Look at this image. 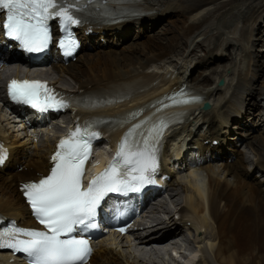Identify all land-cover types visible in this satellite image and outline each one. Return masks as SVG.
Wrapping results in <instances>:
<instances>
[{"label": "bare ground", "instance_id": "1", "mask_svg": "<svg viewBox=\"0 0 264 264\" xmlns=\"http://www.w3.org/2000/svg\"><path fill=\"white\" fill-rule=\"evenodd\" d=\"M144 4V10L151 11L149 15L104 28V32L109 30L108 34H122L124 36L120 38L124 39L130 34L132 23L140 27L149 20L145 28H152L153 15H169L170 20L165 21L168 27L161 30L163 36L149 37L139 44L129 42L131 45L128 44L123 52L114 48L106 50L98 44L100 52L96 56L84 45L81 49L84 52L83 66L70 62L57 69L70 74L74 86L95 96H121L147 85L143 92L130 95L135 102L157 92L161 86L159 83L164 73L154 75L148 70L158 72L171 68L176 71L173 82L184 81L213 102L208 110H201L198 106L189 109L184 123L174 134L176 148L169 162L176 178L185 176L180 187L184 194L183 218L192 221L196 232L199 230L209 235L206 238L189 235L186 228L173 222L172 216L163 220L155 215L141 230L133 233L138 239L134 254L101 246L91 257L90 264H142L143 260L148 263L149 256L151 258L154 253H158L161 259L162 255L168 254L170 242L184 248L201 247L204 240L208 241L213 257H207L202 264H264V186L254 180L251 172H247L249 168L244 166V157L237 149L238 145L249 146L256 158L252 164L260 178H264V121L257 125L250 118L251 108L260 105L257 112L264 109V100L263 103L256 102L257 98L251 97L255 93L252 87H260L258 79L264 80V40L258 37L264 28V0H144ZM218 52H226L227 58L218 57ZM2 61L0 57V63ZM10 64L14 63L3 65L0 81L10 72H19L18 66L7 71L6 68L13 67ZM188 64L194 67L193 71L188 70ZM228 71L233 81L229 82L227 90L210 88L215 78L227 75ZM154 78L159 80L151 85ZM169 81L171 79L168 78L163 83ZM261 89L263 92L256 95L264 93V84ZM1 96L0 84V100H3ZM109 111L111 109L102 108L95 113ZM190 116L193 118L191 121ZM14 123L19 124L17 120L0 117V133L12 149L9 160L0 168V214L19 217L25 220L20 223L30 225V214L17 186L20 181L35 179L38 173L46 171L45 154L51 144L47 138L42 152L27 155L25 137L10 130ZM206 139H218L220 142L218 145L205 144ZM99 156L103 158L104 154ZM176 178L167 190L169 198L157 205L165 214L171 213L167 207L173 197L175 206L181 204L180 190L174 189L179 184ZM161 197L162 194H158L152 201L149 199L144 210ZM177 197L179 199L176 200ZM113 207V201L107 198L100 208L102 227L113 224ZM182 221L184 223L186 219ZM110 239L112 245H118L114 244V238ZM152 245L154 247L148 248ZM127 246L130 248L132 245ZM180 256L183 259L177 260L180 264H191L190 254L181 252ZM0 264L15 263L0 253Z\"/></svg>", "mask_w": 264, "mask_h": 264}, {"label": "snow or ice", "instance_id": "2", "mask_svg": "<svg viewBox=\"0 0 264 264\" xmlns=\"http://www.w3.org/2000/svg\"><path fill=\"white\" fill-rule=\"evenodd\" d=\"M130 0H0L3 35L28 53L47 49L52 42L49 22L59 21L64 33L58 47L65 57L71 56L78 47L71 26L93 17L104 23L138 16L139 10L110 9L109 4H128ZM135 2V0H131ZM9 99L18 105L38 112L59 111L70 106L69 100L40 80L12 79L7 84ZM181 92L166 97L171 104L158 101L152 105L156 111L137 121L143 109L127 113L121 124L131 127L118 143L115 155L107 166L94 174L84 185L85 165L91 155V138L99 134L93 125L77 126L59 140L51 156L53 166L50 174L38 182L22 185V191L32 214L43 229L21 228L13 222L0 229V249L22 253L28 264H87L91 255L90 243L84 237L88 229L96 228L94 220L102 202L109 194L139 192L144 185L153 183L152 175L157 169L156 146L168 117L158 116L164 109L187 104L198 97L185 99ZM115 100L106 101L114 103ZM98 106L96 102L85 105ZM155 117V119H154ZM137 121V122H132ZM6 153L0 149V164ZM96 165H94L95 167ZM121 233L125 228H119Z\"/></svg>", "mask_w": 264, "mask_h": 264}, {"label": "rangeland", "instance_id": "3", "mask_svg": "<svg viewBox=\"0 0 264 264\" xmlns=\"http://www.w3.org/2000/svg\"><path fill=\"white\" fill-rule=\"evenodd\" d=\"M262 13H264V12H262ZM264 15V14H263ZM171 18H174V17H172L171 16ZM167 20H170L169 19V15H163V16H158L157 18H155L154 19V21L151 23V25H153V27L152 28H150V26H149V28H143L144 29V31H143V29L141 30V31H138V33L137 32H135L136 30H138V29H131L128 33H130L128 36H126L124 39H122V38H120V36H117L116 38L113 36V35H110V34H108L107 36H106V38L108 39V41H107V43H106V45H103L104 47H106L105 49L107 50V49H113L114 48V50L115 51H117V52H123V50L125 49V48H127L126 46H128V44H130V43H133L134 42V44H139L138 42H141V41H144V39L146 40L147 38H149V37H161V36H163V34H162V27L164 28V27H168L167 26ZM259 20V19H258ZM165 21H167V22H165ZM150 24V23H149ZM146 27V26H145ZM158 32H159V34H158ZM163 32H165V31H163ZM127 33V34H128ZM138 35H139V39H137L138 38ZM149 35V36H148ZM154 35H156V36H154ZM122 37V36H121ZM258 37H260V38H262L263 40H264V28H262L261 29V33H260V35L258 36ZM95 42H97V41H95ZM130 42V43H129ZM131 45V44H130ZM100 49L99 48H97V47H95V48H92V49H90V52L92 53V54H94L95 56H96V54L98 53V52H100L99 51ZM220 54V57L221 58H227V56H228V54L226 53V52H218L217 53V56ZM81 57H80V59H77L76 61H74V63H76V64H82V66H83V52H82V54H79ZM79 55L77 56V58L79 57ZM219 57V56H218ZM82 60V61H81ZM2 69L4 68L3 66L1 67ZM11 68H13V67H11ZM11 68H6V70L7 71H10L11 70ZM1 72V71H0ZM65 71H63V72H53V73H50L49 74V76H51L52 77V79H54V80H56L57 82H59V84L61 85V86H63V87H65V88H71L72 86H73V80H72V78H71V76H70V74H68V73H64ZM61 74V75H60ZM64 77V78H63ZM63 78V79H62ZM64 80V81H63ZM67 80V81H66ZM0 83H1V81H0ZM259 85H263L264 84V80H259L258 79V82H257ZM213 84V83H212ZM231 84V83H230ZM214 85V84H213ZM213 85H211L210 87H212ZM227 85V84H226ZM231 85H233V84H231ZM229 86V85H228ZM228 86H225L224 88H223V90H227L228 88ZM256 90L257 88H256V85L254 86V87H252V90ZM230 91H231V89L230 90H228V95H229V93H230ZM251 97H252V95H251ZM264 99V96L262 97V99H261V101ZM257 107H253V108H251L250 109V118L252 119V122L255 120L256 121V115L254 114V112L256 113L257 111ZM257 114V113H256ZM0 117H4V118H10V120L11 119H13V116L12 115H10V113L7 111V109L4 107V106H2V104L0 103ZM14 120V119H13ZM257 122V121H256ZM12 125H14L13 127H11V129L10 130H14V133H19V134H21L22 136L21 137H25V139H24V141L26 140V136H24V131H23V129L21 128V125L20 124H16V123H14V124H12ZM11 125V126H12ZM246 126V125H245ZM237 131H239V129L237 130ZM13 133V132H12ZM13 133V134H14ZM264 133V132H263ZM26 142V141H25ZM237 148H239V151L241 152V155L244 157V166L246 167V168H249L248 170H247V172H251L252 173V175H254L255 176V179L254 180H257V181H259V182H262L263 181V179L264 178H260V176H259V172L254 168L255 166H254V164H252L253 162H255V160H256V158L254 157V155H253V153H252V151L249 149V146L248 147H246V146H243V145H241L240 147H239V145H238V147ZM100 149V153L101 152H103L104 151V148L103 147H100L99 148ZM27 150V149H26ZM31 152H28V154L27 155H29ZM247 158V159H246ZM248 160H249V162H248ZM229 161V160H228ZM23 165H20V167H22ZM252 168V169H251ZM256 170V171H255ZM257 173V174H256ZM4 178H6L5 176H4ZM187 178V177H186ZM185 179V176L183 177V176H181V177H179V178H177V180L180 182V183H184V180ZM18 185H19V183H18ZM262 186H264V182H263V184H262ZM18 187V186H17ZM181 184H178L177 186H176V188H174V189H178V190H180L179 192L181 193V199H180V203L182 204L183 202H182V198H183V192H182V190H181ZM180 188V189H179ZM176 191V193H177V190H174V192ZM179 196V197H180ZM179 197H177L176 198V200L177 199H179ZM162 199H168L169 198V196H168V194H166V195H164V196H162L161 197ZM175 197H173V200L171 201V205L173 204V206H171L172 208H174V207H178V206H175L174 205V203L176 202L175 200ZM180 204V205H181ZM161 214V211H155L154 212V214L155 215H157V214ZM182 228H187V231H188V233H189V235H196V231L194 230V228H193V226H190V227H186L185 225L184 226H181ZM199 235L202 237V238H206V237H208V235L209 234H207L206 232H203V231H200V234H198V237H199ZM181 242H183L182 240H180ZM127 244H130V245H132L130 248H129V246H127ZM135 244L136 243H134V242H132V240H131V238H129L128 239V241L127 240H125V241H123L122 242V244H121V246H119V247H117V248H115V247H113V250H118V251H126V252H129V253H132V254H134V246H135ZM208 244V241H206V240H204V241H202V245H201V247H190V246H186V247H184V250L186 251V252H188V253H190V256L191 257H196L197 255H202L203 257H205L206 259H207V257L208 258H212L213 256H212V253H211V251H210V249H209V246L207 245ZM172 245L173 244H170L169 245V247H172ZM151 247H154L153 245L152 246H150V247H148V248H151ZM164 247H168L167 245H165ZM183 247V246H182ZM167 250V249H166ZM158 252V251H157ZM129 253H124V254H129ZM181 254V253H180ZM166 255H169V253L168 254H166ZM135 256V255H134ZM201 256V257H202ZM168 258L169 259H164V258H159L158 257V253H154V254H152L151 255V258H150V256H149V264H180L176 259L174 260L173 258H171L170 256H168ZM180 258H181V256H180ZM172 259V260H171ZM166 260V261H165ZM170 260H171V262H170ZM145 261V262H144ZM163 261H165V263L163 262ZM210 261V260H209ZM170 262V263H169ZM193 263H195L196 261L194 260V261H192ZM148 264L147 263V260H143V263L142 264Z\"/></svg>", "mask_w": 264, "mask_h": 264}]
</instances>
